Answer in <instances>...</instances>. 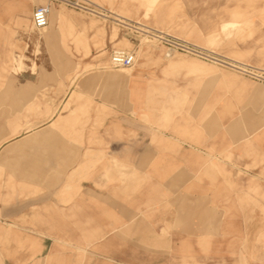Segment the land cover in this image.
Segmentation results:
<instances>
[{"label": "rangeland", "instance_id": "obj_1", "mask_svg": "<svg viewBox=\"0 0 264 264\" xmlns=\"http://www.w3.org/2000/svg\"><path fill=\"white\" fill-rule=\"evenodd\" d=\"M87 1L109 9L130 26L140 23L183 38L262 78L187 54L167 58L161 47L131 27H118L63 4L51 9L47 28L36 30L31 12L45 0H0V251L35 250V221L44 211L49 214L50 205L72 201L75 173L64 175L61 168L69 154L73 160L77 146L91 145V134L85 133L92 120L98 125L91 117L96 102L127 100V72L154 76L165 63L201 62L203 66L165 74L174 78L173 85L183 86L173 103L180 115L197 108L207 113L220 104L232 113L250 102L251 86L264 88V0ZM226 21L234 25L223 28ZM112 32L117 39L110 42ZM113 49L134 50L133 65L113 67ZM110 74L124 76L113 79ZM169 97L151 93L146 101L172 104ZM261 98L259 115L264 118V94ZM146 113L145 120L152 112ZM235 148L238 160L250 161L243 165L246 170L264 165V128ZM5 263L0 257V264Z\"/></svg>", "mask_w": 264, "mask_h": 264}, {"label": "crops", "instance_id": "obj_2", "mask_svg": "<svg viewBox=\"0 0 264 264\" xmlns=\"http://www.w3.org/2000/svg\"><path fill=\"white\" fill-rule=\"evenodd\" d=\"M200 66L132 72L126 101L96 102L91 145L61 168L74 170L72 201L35 221V250L1 249L5 264H264V165L246 170L235 148L264 128V88L251 86L232 113L175 114L183 86L165 74ZM151 93L172 104L147 102Z\"/></svg>", "mask_w": 264, "mask_h": 264}, {"label": "built area", "instance_id": "obj_3", "mask_svg": "<svg viewBox=\"0 0 264 264\" xmlns=\"http://www.w3.org/2000/svg\"><path fill=\"white\" fill-rule=\"evenodd\" d=\"M54 4H63L96 17L109 21L111 20L118 27H131L135 33L143 35L147 40L153 42L156 46L161 47L163 49V54L166 57H172L176 53L187 54L203 61H209L235 69L253 78H262L254 73L251 68L231 62L227 58L183 38L140 23H135V25L130 26L124 18L115 15L109 9L93 4L87 0H47V3L35 6L31 15V22L34 29L40 30L48 24V17ZM131 39H134V37H131ZM135 57L136 54L134 50L113 49L109 54V62L113 67L128 68L133 65Z\"/></svg>", "mask_w": 264, "mask_h": 264}, {"label": "bare ground", "instance_id": "obj_4", "mask_svg": "<svg viewBox=\"0 0 264 264\" xmlns=\"http://www.w3.org/2000/svg\"><path fill=\"white\" fill-rule=\"evenodd\" d=\"M52 9V8H51ZM51 12V11H50ZM239 12V11H238ZM223 22V21H222ZM48 25V24H47ZM47 25L44 27V28H47ZM234 25V22L233 21H226V22H224L223 24H222V27L223 28H226V27H230V26H233ZM44 28H42V29H44ZM41 30V29H40ZM234 30V29H233ZM109 38H110V42H113V41H115L116 39H117V35L114 33V32H112L111 33V35L109 36ZM85 39V38H84ZM210 39V38H209ZM80 41V40H79ZM210 41V40H209ZM77 42V41H76ZM166 57V56H165ZM167 58H171V57H167ZM135 62V61H134ZM234 70V69H233ZM116 76V75H115ZM118 76V77H117ZM116 77L118 78V79H122L123 78V76L124 75H121V77H120V75H117ZM128 76H130V72H127L126 73V76H124V77H128ZM112 164V163H111ZM128 167V166H127ZM129 168V167H128ZM123 176V175H122Z\"/></svg>", "mask_w": 264, "mask_h": 264}]
</instances>
